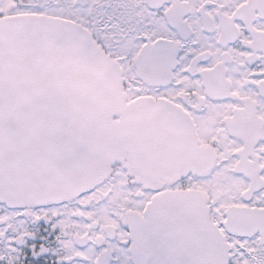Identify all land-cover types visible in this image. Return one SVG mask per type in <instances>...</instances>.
Masks as SVG:
<instances>
[{"label": "snow or ice", "instance_id": "snow-or-ice-1", "mask_svg": "<svg viewBox=\"0 0 264 264\" xmlns=\"http://www.w3.org/2000/svg\"><path fill=\"white\" fill-rule=\"evenodd\" d=\"M0 264H264V0H0Z\"/></svg>", "mask_w": 264, "mask_h": 264}]
</instances>
